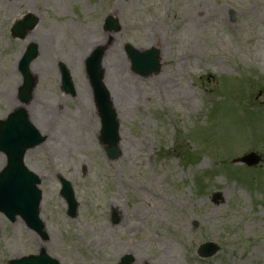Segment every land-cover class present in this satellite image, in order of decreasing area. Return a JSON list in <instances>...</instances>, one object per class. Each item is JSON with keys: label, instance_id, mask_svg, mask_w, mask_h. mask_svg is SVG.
<instances>
[{"label": "rangeland", "instance_id": "rangeland-1", "mask_svg": "<svg viewBox=\"0 0 264 264\" xmlns=\"http://www.w3.org/2000/svg\"><path fill=\"white\" fill-rule=\"evenodd\" d=\"M27 15L37 28L14 39ZM108 18L120 29H105ZM49 39L55 53L32 63L26 104L47 140L25 157L47 237L0 214V264L43 251L60 264H264V0H0V120L22 108L12 109L22 104V55ZM128 45L158 50L159 72L136 74ZM99 48L120 117L116 159L100 142L87 75ZM62 67L75 96L62 91ZM42 106L55 108L51 129ZM249 153L257 167L233 163ZM5 160L0 152V171ZM209 242L220 250L202 259Z\"/></svg>", "mask_w": 264, "mask_h": 264}, {"label": "water", "instance_id": "water-1", "mask_svg": "<svg viewBox=\"0 0 264 264\" xmlns=\"http://www.w3.org/2000/svg\"><path fill=\"white\" fill-rule=\"evenodd\" d=\"M38 24V19L28 16L22 24H17L12 33L15 37L24 38L26 33L33 30ZM118 20L109 18L106 29L119 30ZM126 52L130 57L133 70L141 76H149L158 73L161 67L159 51L156 49L139 52L131 46H127ZM104 49H97L87 63L88 74L94 89L95 101L102 121L101 141L107 147L110 158L116 159L120 155L119 132L120 122L113 108L110 93L106 89L103 80L102 58ZM36 47L32 46L20 63V71L24 77V85L20 90L21 100L28 103L36 82L30 74V65L37 58ZM63 84L66 91L74 93V86L70 74L63 69ZM45 141V138L29 122L25 110H17L6 121H0V151L7 157V166L0 172V212L15 222L21 217L28 228L46 238L44 224L40 218V206L42 192L38 189L40 179L29 172L24 164L26 152ZM261 157L251 153L234 163L246 164L249 167L257 166ZM62 195L69 207V215L76 216L78 204L74 191L70 184L63 181ZM217 203L219 194L213 196ZM219 252V247L214 243H208L201 247L199 255L202 258H210ZM131 258H126L123 264H130ZM10 264H59L57 260L42 252L37 256L24 257L13 260Z\"/></svg>", "mask_w": 264, "mask_h": 264}, {"label": "bare ground", "instance_id": "bare-ground-1", "mask_svg": "<svg viewBox=\"0 0 264 264\" xmlns=\"http://www.w3.org/2000/svg\"><path fill=\"white\" fill-rule=\"evenodd\" d=\"M31 41V40H30ZM34 42V41H33ZM37 46H38V54L40 53V51H43L45 53L46 56H51V55H54L55 51L53 49V46L51 45V42H50V39L48 41H42V42H37ZM142 50V49H140ZM104 67V66H103ZM30 72L31 74H33V76L36 78L37 77V70L33 67V64L31 65L30 67ZM106 80V79H105ZM109 84V82H108ZM107 86V85H106ZM109 92L111 93V96L113 97V101H114V105L117 106V103L115 102V97L113 96L114 93H113V90L111 89V87L109 88L107 86ZM112 90V92H111ZM34 109L35 107L32 105L29 104V105H23V104H18L16 103V105L12 108V109H15L17 107H22V108H25L28 115H29V119L30 121L37 127V129L39 131H41V134H45L44 130L42 129L41 125L38 124V122L35 120V118L33 117V109H31V107ZM11 109V111H12ZM37 110L40 111V114L45 118V124L47 126V128L51 129L55 126V123H56V119H57V115H56V112H55V108L51 107V106H42V107H39L37 108ZM119 121H120V117H119ZM42 247V245H40Z\"/></svg>", "mask_w": 264, "mask_h": 264}]
</instances>
